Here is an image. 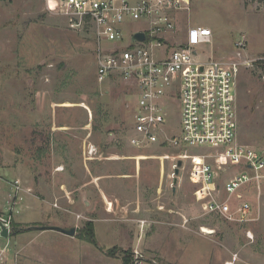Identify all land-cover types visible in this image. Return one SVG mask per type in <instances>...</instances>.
<instances>
[{
    "label": "rangeland",
    "instance_id": "1",
    "mask_svg": "<svg viewBox=\"0 0 264 264\" xmlns=\"http://www.w3.org/2000/svg\"><path fill=\"white\" fill-rule=\"evenodd\" d=\"M181 18L185 28L188 21L213 30L215 57L235 58L241 35L249 55L264 53V0H190ZM98 47L92 34L72 30L44 0H0V219L9 231L0 235V259L5 264H122L126 254L132 264H224L232 250L238 255L235 264H264V194L260 213H252L257 220L230 222L207 213L204 200L197 199L189 161L174 174V160L160 157L178 149L130 146L134 91L119 78L96 80ZM237 105L239 141L264 148L260 65L241 68ZM166 111L168 130H175L180 109L169 105ZM89 143L98 149L95 158L85 154ZM232 169L224 166L220 182ZM15 179L30 191L19 212L8 214ZM32 193L50 208L30 202ZM179 208L181 223H170L169 213ZM159 210L168 214L166 225L159 222L164 219ZM12 222L20 229L14 234ZM54 222L75 227L71 241L52 230L35 231ZM88 223L95 244L83 239ZM248 228L252 241L245 235ZM244 251L253 256L251 262L241 261Z\"/></svg>",
    "mask_w": 264,
    "mask_h": 264
},
{
    "label": "built area",
    "instance_id": "2",
    "mask_svg": "<svg viewBox=\"0 0 264 264\" xmlns=\"http://www.w3.org/2000/svg\"><path fill=\"white\" fill-rule=\"evenodd\" d=\"M44 4L72 30L95 37L98 82L119 78L133 88L129 145L178 149L172 156L160 157L173 159V168L179 158L192 164L197 199L204 200L207 213L240 225L257 220L252 213H260L264 194V148L238 139L237 77L241 68L264 62V53L249 55L247 40L241 35L235 42V58L215 57L210 27L187 21L185 28L181 15L189 10L190 0H44ZM139 32L144 35L142 40L135 37ZM169 105L180 109L178 128L170 131ZM193 148L200 151L188 152ZM97 153L89 143L87 158ZM224 166L235 169L220 182ZM29 191L19 179L11 182L8 214L19 212ZM245 235L254 239L250 228ZM237 256L233 253L226 264ZM0 264L5 262L0 259Z\"/></svg>",
    "mask_w": 264,
    "mask_h": 264
},
{
    "label": "crops",
    "instance_id": "3",
    "mask_svg": "<svg viewBox=\"0 0 264 264\" xmlns=\"http://www.w3.org/2000/svg\"><path fill=\"white\" fill-rule=\"evenodd\" d=\"M33 181H34V179H33ZM173 194H174V191H173ZM28 200L30 201V202H32V203H34V202H36V201H38V202H40V203H47V205H49L48 206V209L50 208V203L49 202H47V200L46 201H43L42 199H40V198H38V196H34V194L32 193L29 197H28ZM140 203V202H139ZM47 207V206H46ZM195 209H196V207H195ZM43 210H44V206L42 205V210H41V212H43ZM171 213H174V215H170V213H169V215L167 214V212H162L161 210H159V216L160 217H163L164 219H160L159 220V222L161 223V222H163V223H165V225L167 224V222L168 221H170V223H176V222H178V224L179 223H181V221H182V218H181V216L183 215V213H182V211H181V208H179L178 210H174V212H171ZM164 214V215H163ZM167 215L169 216V218H168V221H167V219H165V218H167ZM42 218V217H41ZM42 221V220H41ZM50 226H60V227H63V228H66L65 226H64V224L62 225L60 222H54V223H50ZM173 225L171 224L170 225V227H172ZM169 227V228H170ZM173 228H175V227H173ZM46 230H52V232H54V233H56L57 235H59V237H62V238H64V239H67L68 241H71L70 240V237H72V235H67V234H65V233H62V232H60V231H58V230H54V229H51V228H49L48 226H45V227H43V228H41V229H38V230H35V231H41V233H45V231ZM40 233V232H39ZM245 250V249H244ZM230 252H231V254H233L234 252L232 251V250H229ZM239 256H240V258H241V261L242 260H244L245 262L246 261H250L251 262V257H253L252 255H250V254H247L245 251H244V253H243V255H242V257H241V254H239ZM256 257V256H255ZM228 261H232V256H231V258H226L225 260H224V264H226V262H228ZM235 261L236 260H234V262L232 263V264H235Z\"/></svg>",
    "mask_w": 264,
    "mask_h": 264
},
{
    "label": "water",
    "instance_id": "4",
    "mask_svg": "<svg viewBox=\"0 0 264 264\" xmlns=\"http://www.w3.org/2000/svg\"><path fill=\"white\" fill-rule=\"evenodd\" d=\"M136 38L142 40L144 38V35L143 33L139 32L135 35ZM182 165V160H178L177 161V164H176V167H175V170H174V174H178L179 172V167ZM177 182V176L174 177L173 179V184ZM173 191H175V187H173ZM49 228L51 229H54V230H58L62 233H65L67 235H74L76 230H75V227H71V228H63V227H60V226H48ZM8 225L7 223H4L1 221L0 219V235L1 236H4V237H7L8 236Z\"/></svg>",
    "mask_w": 264,
    "mask_h": 264
},
{
    "label": "trees",
    "instance_id": "5",
    "mask_svg": "<svg viewBox=\"0 0 264 264\" xmlns=\"http://www.w3.org/2000/svg\"><path fill=\"white\" fill-rule=\"evenodd\" d=\"M257 65H260V67H262V69H264V62H259L257 61ZM12 230H11V234H14V233H17L20 229L16 228V223L12 222ZM88 225V229H87V232L84 231V234L82 233V235H85L83 239L95 244L96 243V240L94 239V233H93V228L91 227V224H87ZM28 230H32V229H28ZM27 230V231H28ZM122 264H132L130 262V258L125 254L123 257H122Z\"/></svg>",
    "mask_w": 264,
    "mask_h": 264
},
{
    "label": "bare ground",
    "instance_id": "6",
    "mask_svg": "<svg viewBox=\"0 0 264 264\" xmlns=\"http://www.w3.org/2000/svg\"><path fill=\"white\" fill-rule=\"evenodd\" d=\"M211 230L206 229L205 227H202V232H210Z\"/></svg>",
    "mask_w": 264,
    "mask_h": 264
}]
</instances>
